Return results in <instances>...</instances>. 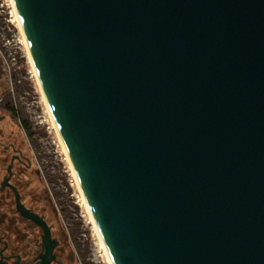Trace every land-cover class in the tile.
<instances>
[{
  "label": "water",
  "instance_id": "water-1",
  "mask_svg": "<svg viewBox=\"0 0 264 264\" xmlns=\"http://www.w3.org/2000/svg\"><path fill=\"white\" fill-rule=\"evenodd\" d=\"M113 264H264V0H14Z\"/></svg>",
  "mask_w": 264,
  "mask_h": 264
},
{
  "label": "rangeland",
  "instance_id": "rangeland-1",
  "mask_svg": "<svg viewBox=\"0 0 264 264\" xmlns=\"http://www.w3.org/2000/svg\"><path fill=\"white\" fill-rule=\"evenodd\" d=\"M13 1L0 0V98L16 101L35 132L42 181L34 186L45 197L58 232L83 264H112L49 112Z\"/></svg>",
  "mask_w": 264,
  "mask_h": 264
},
{
  "label": "flooded vegetation",
  "instance_id": "flooded-vegetation-1",
  "mask_svg": "<svg viewBox=\"0 0 264 264\" xmlns=\"http://www.w3.org/2000/svg\"><path fill=\"white\" fill-rule=\"evenodd\" d=\"M33 138L20 105L0 98V264H83L34 186L42 176Z\"/></svg>",
  "mask_w": 264,
  "mask_h": 264
},
{
  "label": "bare ground",
  "instance_id": "bare-ground-1",
  "mask_svg": "<svg viewBox=\"0 0 264 264\" xmlns=\"http://www.w3.org/2000/svg\"><path fill=\"white\" fill-rule=\"evenodd\" d=\"M13 3H14V6H15V10H16V12H17V15H18V10H17V7H16V3H15V1H13ZM18 18H19V15H18ZM20 20V19H19ZM22 26V25H21ZM23 28V27H22ZM24 31V30H23ZM25 34V33H24ZM25 37H26V35H25ZM26 39H27V37H26ZM28 43V42H27ZM28 47H29V53H30V58H31V60H32V63H33V65H34V61H33V57H32V54H31V50H30V46H29V44H28ZM34 67H35V65H34ZM39 79V78H38ZM39 81H40V79H39ZM40 86H41V89H42V92H43V95H44V98H45V101H46V103H47V106H48V109H49V112L51 113V116H52V118H53V121H54V124H55V127H56V129H57V131H58V133H59V135H60V137H61V139H62V136H61V134H60V132H59V130H58V127H57V125H56V122H55V119H54V116H53V114H52V111H51V108H50V106H49V103H48V101H47V99H46V96H45V94H44V91H43V88H42V85H41V81H40ZM62 142H63V145H64V147H65V149H66V152H67V154H68V151H67V148H66V145H65V143H64V141H63V139H62ZM68 156H69V154H68ZM69 159H70V157H69ZM70 161H71V159H70ZM71 164H72V162H71ZM72 167H73V169H74V166H73V164H72ZM74 171H75V169H74ZM75 174H76V171H75ZM76 176H77V174H76ZM77 179H78V177H77ZM79 181V180H78ZM80 188H81V186H80ZM81 190H82V188H81ZM83 192V191H82ZM84 194V193H83ZM85 203H86V205H87V207H88V204H87V202H86V199H85ZM88 209H89V207H88ZM90 210V209H89ZM93 220H94V218H93ZM94 223L96 224V222H95V220H94ZM95 227H98L97 226V224H96V226ZM98 230H99V228H98ZM97 230V231H98ZM98 233H99V231H98ZM101 235V234H100ZM101 237V236H100ZM102 240H103V238H101ZM103 247H104V249H105V251H106V253H107V255H108V257H109V259H110V261H111V263L113 264V262H112V259H111V257H110V254H109V252H108V250H107V247H106V245H105V243H104V240H103Z\"/></svg>",
  "mask_w": 264,
  "mask_h": 264
},
{
  "label": "trees",
  "instance_id": "trees-1",
  "mask_svg": "<svg viewBox=\"0 0 264 264\" xmlns=\"http://www.w3.org/2000/svg\"><path fill=\"white\" fill-rule=\"evenodd\" d=\"M25 126L26 131L33 137L35 132H32L31 126L29 125V121L25 118Z\"/></svg>",
  "mask_w": 264,
  "mask_h": 264
}]
</instances>
